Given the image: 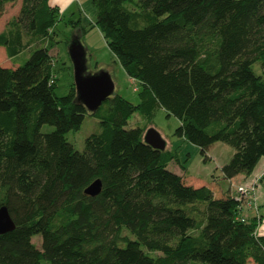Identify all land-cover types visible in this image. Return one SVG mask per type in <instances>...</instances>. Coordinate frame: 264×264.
<instances>
[{
  "label": "trees",
  "instance_id": "obj_1",
  "mask_svg": "<svg viewBox=\"0 0 264 264\" xmlns=\"http://www.w3.org/2000/svg\"><path fill=\"white\" fill-rule=\"evenodd\" d=\"M13 1L0 0V17ZM92 3L94 24L144 86L142 99L113 93L90 113L74 83L57 97L50 31L58 7L22 0L10 22L18 30L0 33V46L15 61L20 30L39 46L18 67L0 66V205L15 223L0 235V264H264L256 219L241 222L230 195L186 186L167 168L173 151L145 144V128H127L158 106L202 155L217 142L234 149L224 179L250 175L264 157V0ZM86 115L98 117L99 130L80 152L66 134ZM45 124L54 129L42 133ZM96 179L101 193L84 194ZM37 235L41 250L31 242Z\"/></svg>",
  "mask_w": 264,
  "mask_h": 264
},
{
  "label": "rangeland",
  "instance_id": "obj_2",
  "mask_svg": "<svg viewBox=\"0 0 264 264\" xmlns=\"http://www.w3.org/2000/svg\"><path fill=\"white\" fill-rule=\"evenodd\" d=\"M21 4L22 0H15L4 5L0 17V33L18 30V27L11 26L10 22L19 15ZM59 4L58 21L53 27V32L50 31L51 37L55 41L50 50V56L53 64V77L54 80H57L56 96L67 95L74 82L73 64L68 48L74 40H78L85 50L86 73L107 72L114 83V93L121 95L133 104H138L142 99L144 86L138 81H131L116 56L108 48L102 33L94 24L97 11L92 0H73L70 3L67 0H62ZM20 31L22 47L15 61L10 59L6 49L0 46L1 67L15 68L17 65L23 64L30 49L39 46V43H31L30 36L25 30ZM253 70L260 73L259 64H256ZM178 126V119L173 115H168L158 106L154 109L152 119L136 113L128 120L127 124L128 129L140 127L145 128L146 131L153 128L161 135L167 149L173 151L176 156V160L169 163L167 168L169 171L183 176L186 186L194 188L206 186L212 190L215 198L231 196L230 182L223 178L220 166L229 162L234 149L225 143L217 142L208 148L205 155H202L198 146L175 134ZM53 129L52 126L45 124L41 128V132L49 133ZM98 130V117L86 115L81 128L78 131L68 132L66 139L75 150L82 152L86 138ZM256 181L257 197L262 214L260 232L264 234V157L259 160L252 173L246 178L232 180L234 183L245 182L248 184H253ZM31 242L41 250L39 235L34 236ZM247 264L254 263L249 260Z\"/></svg>",
  "mask_w": 264,
  "mask_h": 264
},
{
  "label": "water",
  "instance_id": "obj_3",
  "mask_svg": "<svg viewBox=\"0 0 264 264\" xmlns=\"http://www.w3.org/2000/svg\"><path fill=\"white\" fill-rule=\"evenodd\" d=\"M68 51L73 64V83L77 100L85 106L88 112L94 113L113 95L114 83L107 72L86 73L85 50L78 40H74L70 44ZM143 141L156 150L164 151L166 149L165 141L153 128L145 131ZM101 190L102 182L100 179H96L86 187L84 194L95 197L101 193ZM14 229L15 223L8 208L5 205H0V235L9 233Z\"/></svg>",
  "mask_w": 264,
  "mask_h": 264
},
{
  "label": "built area",
  "instance_id": "obj_4",
  "mask_svg": "<svg viewBox=\"0 0 264 264\" xmlns=\"http://www.w3.org/2000/svg\"><path fill=\"white\" fill-rule=\"evenodd\" d=\"M131 81H133V79H131ZM53 82L54 77L52 76L50 83ZM257 181L253 184L245 182L234 183L232 180L229 181L232 192L231 196L238 203V217L243 223H247L250 218L256 219L258 222V227L255 231L256 235L262 233L260 232V227L262 226V214L260 213V205L257 197Z\"/></svg>",
  "mask_w": 264,
  "mask_h": 264
},
{
  "label": "crops",
  "instance_id": "obj_5",
  "mask_svg": "<svg viewBox=\"0 0 264 264\" xmlns=\"http://www.w3.org/2000/svg\"><path fill=\"white\" fill-rule=\"evenodd\" d=\"M62 0H56V1H53V2H51V0H49V4L51 5V6H56V7H60V4H59V2H61ZM71 1H73V0H67V2H71ZM16 67H18V65L16 66ZM15 67V68H16ZM13 69V68H12ZM166 149H167V147H166ZM206 153H207V151H206ZM226 164V163H225ZM224 165V164H223ZM223 165H221L220 166V168H222V166ZM182 177V179L184 180V177L183 176H181ZM250 177V176H249ZM249 177H247V178H249ZM244 178H246V176L245 175H238V176H236V177H234L232 180H235V179H244ZM228 181V180H227Z\"/></svg>",
  "mask_w": 264,
  "mask_h": 264
},
{
  "label": "bare ground",
  "instance_id": "obj_6",
  "mask_svg": "<svg viewBox=\"0 0 264 264\" xmlns=\"http://www.w3.org/2000/svg\"><path fill=\"white\" fill-rule=\"evenodd\" d=\"M52 2V1H51Z\"/></svg>",
  "mask_w": 264,
  "mask_h": 264
}]
</instances>
